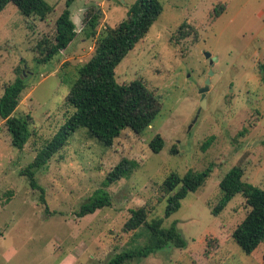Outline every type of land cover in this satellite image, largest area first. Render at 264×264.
I'll use <instances>...</instances> for the list:
<instances>
[{
	"label": "rangeland",
	"instance_id": "1",
	"mask_svg": "<svg viewBox=\"0 0 264 264\" xmlns=\"http://www.w3.org/2000/svg\"><path fill=\"white\" fill-rule=\"evenodd\" d=\"M136 1L74 0L70 10L79 31L86 13H98L100 32L117 27ZM160 1L163 13L118 66L116 80H143L161 112L142 135L127 129L109 148L78 130L37 174L46 205L22 172L74 114L65 101L96 42L81 33L64 55L41 65L34 47L54 40L68 0H46L53 12L44 22L23 16L12 3L0 14V96L24 75L30 87L15 116L32 117V135L22 150L12 145L0 119V264H59L71 252L77 264H108L148 243L144 225L124 232L130 211L144 205L151 212L148 223L165 219L163 228L175 225L187 247L169 244L129 264H264V243L247 255L231 236L250 210L243 195L213 215L220 183L236 166L244 169L245 182L264 190V0ZM206 54L216 59L213 65ZM207 81V104L199 112ZM158 135L165 146L155 153L150 143ZM124 158L138 167L103 189ZM208 169L205 185L166 218L168 175ZM101 189L112 206L77 218L75 212Z\"/></svg>",
	"mask_w": 264,
	"mask_h": 264
},
{
	"label": "trees",
	"instance_id": "2",
	"mask_svg": "<svg viewBox=\"0 0 264 264\" xmlns=\"http://www.w3.org/2000/svg\"><path fill=\"white\" fill-rule=\"evenodd\" d=\"M73 1L68 0L67 9L56 22L54 40L45 38L34 47L36 54L34 60L43 65L50 63L56 56L64 55L81 33H84L87 39L96 42L92 57L79 67L78 78L72 84L65 101V107L74 109V114L68 117L55 137L22 172V175L28 178L30 187L41 193L43 205H46L44 197L46 191L39 185L37 174L68 144L78 130H86L90 137L109 148L127 129L142 135L153 124L162 108L159 100L149 91L143 80H136L128 85H120L116 80L118 66L148 35L163 13L161 1L137 0L130 6L127 18L117 27L100 32L98 13H86L82 29L79 31L70 10ZM10 3L14 4L23 16L35 17L43 22L53 12L46 0H0V14ZM29 87L23 75L6 85L0 96V119L6 122L12 136V145L18 150L24 149L32 135L30 130L32 117L15 116L23 94ZM164 146L165 141L160 135L150 143V148L155 153L161 152ZM137 167V161L122 159L107 174L102 184L103 189H108L123 178H128ZM210 173L211 170L208 169L200 173L190 171L184 176L169 174L163 183V190L168 197L165 217L169 218L178 212L182 200L204 186ZM244 176V169L240 166L232 168L225 175L220 183L222 197L214 208L213 215L219 216L237 194L243 195L250 210L231 236L244 253L251 255L264 243V190L245 182ZM112 204L111 195L101 189L75 212V216L85 218L111 207ZM150 213L146 205L133 209L124 225V232L128 234L136 232L144 225L147 228L148 243L137 250L116 254L108 264H129L139 261L169 244L179 249L187 247V242L175 225L163 228L165 219H154L148 223Z\"/></svg>",
	"mask_w": 264,
	"mask_h": 264
},
{
	"label": "water",
	"instance_id": "3",
	"mask_svg": "<svg viewBox=\"0 0 264 264\" xmlns=\"http://www.w3.org/2000/svg\"><path fill=\"white\" fill-rule=\"evenodd\" d=\"M206 58L210 61L211 65H213L214 62L216 61V59L214 57H212L211 54H206ZM208 84H209V81H207V85L204 88L200 89V94L202 96V100H201L202 107H201L199 112H201V110L204 107H206V104H207V92L209 91Z\"/></svg>",
	"mask_w": 264,
	"mask_h": 264
},
{
	"label": "crops",
	"instance_id": "4",
	"mask_svg": "<svg viewBox=\"0 0 264 264\" xmlns=\"http://www.w3.org/2000/svg\"><path fill=\"white\" fill-rule=\"evenodd\" d=\"M79 257L75 256L73 252L68 253L66 257H63L59 264H77Z\"/></svg>",
	"mask_w": 264,
	"mask_h": 264
}]
</instances>
